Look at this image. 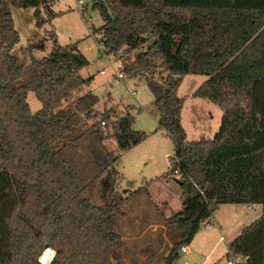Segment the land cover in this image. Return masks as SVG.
Here are the masks:
<instances>
[{
  "label": "trees",
  "instance_id": "trees-1",
  "mask_svg": "<svg viewBox=\"0 0 264 264\" xmlns=\"http://www.w3.org/2000/svg\"><path fill=\"white\" fill-rule=\"evenodd\" d=\"M52 2L0 0V264H42L48 248L55 251L49 264H125L117 231L122 201L97 205L83 190L120 160L106 140L125 151L146 133L133 128L130 112L113 119L112 108L96 109L94 77L81 74L89 60L77 43L61 45L52 32L48 55L33 56L45 49L40 41L27 47L30 64L20 62L11 5L34 7L40 26L57 15ZM93 8L104 24L91 30L102 32L105 51L136 52L125 74L146 75L159 129L174 143L182 207L166 222L180 237L164 264H174L220 204L252 203L262 214L229 254L264 264V0H93ZM187 74L208 76L193 96L223 111L213 138L187 139L178 96ZM29 90L42 102L36 112Z\"/></svg>",
  "mask_w": 264,
  "mask_h": 264
},
{
  "label": "rangeland",
  "instance_id": "rangeland-1",
  "mask_svg": "<svg viewBox=\"0 0 264 264\" xmlns=\"http://www.w3.org/2000/svg\"><path fill=\"white\" fill-rule=\"evenodd\" d=\"M84 1L85 5H81L79 0H55L51 3V8L57 15L40 26L37 24L34 7L11 5L14 24L19 32V41L14 52L20 62L30 64L31 56L27 47L44 41L45 49H34L33 56L42 58L48 55L53 48L52 32L56 34L61 45L77 43L79 50L89 60L81 69V74L84 77L95 75L94 91L100 98L96 109L102 112L112 108L113 119L130 112L135 117L133 128L146 133L141 142L125 151L108 143L114 155H120V160L114 164L113 169L104 171L89 183L83 190V196L101 206L109 204L112 200L122 201L121 212L117 217V231L121 236H130L133 230L136 235L141 234L147 225L159 222L178 232L176 226L166 222L167 217L177 213L182 207V187L168 164V155L174 156L173 140L158 130V109L146 75L129 77L125 74L123 79H117V63L128 64L134 59L136 52L124 55L123 58H118V54L106 52L101 42L102 32L93 33L91 30L93 27L100 28L104 24V19L100 10L93 8V0ZM41 11L42 17L48 18L46 11L44 9ZM103 69L105 73H101ZM207 78L206 75L187 74L178 88V96L184 98L181 122L189 141H197L201 137L213 138L221 125L223 115L221 107L208 99L193 96ZM27 102L32 112L42 107V102L32 90L27 93ZM117 110H122V115L120 111L116 115ZM132 192H136L133 199ZM147 203L154 208L153 212L144 208ZM259 210L260 207L252 213ZM136 219H139V224L135 222ZM198 232L195 235L196 239L200 237L201 232ZM146 241L144 237L136 242L146 245ZM131 245L133 242L130 239L121 244L125 264L164 263L165 257L160 261L163 253L158 255L154 251L159 245L157 239L150 244L152 246L146 247L149 248L148 254L153 257L150 260L145 253L138 255L130 248ZM134 245L137 243L134 242ZM225 246L223 242V249ZM219 255L215 256L217 264H229L228 258H232L231 254L223 252ZM192 257L194 254L180 251L174 264H182ZM236 259L238 262L242 261L241 257Z\"/></svg>",
  "mask_w": 264,
  "mask_h": 264
},
{
  "label": "crops",
  "instance_id": "crops-1",
  "mask_svg": "<svg viewBox=\"0 0 264 264\" xmlns=\"http://www.w3.org/2000/svg\"><path fill=\"white\" fill-rule=\"evenodd\" d=\"M92 76L95 79V75H92ZM94 79L90 86V89L95 93L94 91L95 80ZM119 111L121 113L120 115H122V112H121L122 110H117L116 115L119 113ZM158 130L167 134L165 130L159 129V121H158ZM105 143L107 146H108V143H112L114 147H117V142L115 138L106 140ZM108 148L110 152L114 155V152H112L113 149L110 148L109 146ZM113 167H114V164H105L103 171L99 175H101L104 171L108 169H113ZM132 193L134 194V196L131 199H133L136 195V192H132ZM258 207H260L259 212L252 213ZM144 208L152 212L154 211V208L148 205V203L144 205ZM262 210H263L262 205L258 203L220 204L215 210L214 214L207 221L203 223L205 227L200 228L199 230L201 232L199 235L200 237L196 239V236H195L192 242L188 244L190 250L186 254H194V257L190 259H186L182 264H217L215 256L219 257L220 256L219 254L223 252L229 255V244L242 232V230L246 226L250 225L253 221H255L258 217L261 216ZM135 222L139 224L138 223L139 219H136ZM117 226H118V221H117ZM152 226H155V227L151 228ZM146 227L147 228L141 234L136 235L135 234L136 232L133 230L130 236L122 235L123 240L121 244H125L126 240H129V239L132 240L133 245H131L130 248L134 250L135 252H137L138 255H141L143 253L147 254L146 256L150 260L153 257L148 254L149 248H146V247L152 246L150 244L156 241L157 239V243L159 245L158 247L157 246L155 247L154 251H155V254H158V255H161L163 253L162 259L160 260L162 261L164 257L168 255L169 249L172 247V245L179 239L180 231L176 232L174 230H170L169 226L161 222L149 224ZM150 228L151 230H149ZM144 237L147 240L146 245H141L138 242H136L137 240H140ZM134 242L137 243L136 246L134 245ZM223 242H225L226 244L224 249H223ZM121 244L118 247V250L120 252L122 249ZM241 260L242 261L238 262V264H245V261H243L244 258L241 257ZM161 264H164V263L162 262Z\"/></svg>",
  "mask_w": 264,
  "mask_h": 264
},
{
  "label": "built area",
  "instance_id": "built-area-1",
  "mask_svg": "<svg viewBox=\"0 0 264 264\" xmlns=\"http://www.w3.org/2000/svg\"><path fill=\"white\" fill-rule=\"evenodd\" d=\"M79 3L81 5H85V1L84 0H79ZM88 19H90V17ZM118 55H119L118 58H123L124 57L123 51H120L118 53ZM125 66L126 65H124L123 63H117L116 69H117L118 73L116 74V76H117L118 80H121V79H123L125 77V71H124ZM101 73H105V70L104 69L101 70ZM103 124H104V122H103ZM168 158H169V160H168L169 166L172 167L174 174L178 175L179 174V169L176 167L177 160L175 159L174 156H171V155H168ZM189 250L190 249H189L188 245H184L181 248V251H183L185 253H188ZM228 263L229 264H238V261H237V259L235 257L232 256V258L228 259Z\"/></svg>",
  "mask_w": 264,
  "mask_h": 264
},
{
  "label": "bare ground",
  "instance_id": "bare-ground-1",
  "mask_svg": "<svg viewBox=\"0 0 264 264\" xmlns=\"http://www.w3.org/2000/svg\"><path fill=\"white\" fill-rule=\"evenodd\" d=\"M54 254H55V251L52 248H48L42 253L40 257V261L44 264H49L51 260L53 259Z\"/></svg>",
  "mask_w": 264,
  "mask_h": 264
},
{
  "label": "water",
  "instance_id": "water-1",
  "mask_svg": "<svg viewBox=\"0 0 264 264\" xmlns=\"http://www.w3.org/2000/svg\"><path fill=\"white\" fill-rule=\"evenodd\" d=\"M176 180H177V181H178V182L181 184V181H180V179H178V178H177ZM39 260H40V259H39ZM40 262H41V261H40Z\"/></svg>",
  "mask_w": 264,
  "mask_h": 264
}]
</instances>
